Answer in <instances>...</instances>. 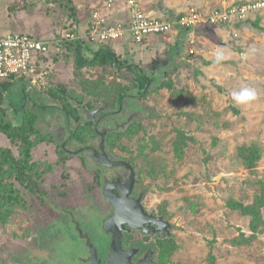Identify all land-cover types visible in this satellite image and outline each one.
I'll return each instance as SVG.
<instances>
[{
    "label": "rangeland",
    "instance_id": "obj_1",
    "mask_svg": "<svg viewBox=\"0 0 264 264\" xmlns=\"http://www.w3.org/2000/svg\"><path fill=\"white\" fill-rule=\"evenodd\" d=\"M70 1L77 19L71 17L68 1L0 0V36L27 33L51 40L74 30L75 23L83 26L85 20H91L89 10L85 19L78 18L82 13L78 5L85 0ZM159 1L179 15L191 8L209 12L264 0ZM85 4L89 8L91 0ZM180 30L184 31L180 35L153 36L140 44H108L123 63L122 69L87 66L78 72L72 50L66 46L69 42L65 43L38 66L36 81L26 82L41 91L42 99L47 97V89L57 87L98 106L103 102L101 92L111 86L131 85L135 75L127 64L155 79L156 67L171 65L164 79L172 83V90L160 88L145 95L140 102V130L135 136L130 134L131 138L124 135L120 139L128 146L126 150L118 147L112 151L138 162L148 208L164 214L173 226L174 250L168 264H264V231L253 242L232 243L239 235L250 237L251 232L249 218L228 206L231 200L252 204L264 188V21L251 18L233 26ZM84 47L85 53L91 48ZM221 49L228 59L215 65L214 54ZM159 81L162 78L155 85ZM18 84L13 81L10 96L21 104L25 91ZM242 88L254 89L257 100L236 104L231 93ZM25 97L31 100L33 95ZM28 105L33 107L32 102ZM47 125L45 116L38 117L37 126L45 131ZM1 147L19 155L18 147L4 134H0ZM55 149L52 143H42L34 149L33 158L55 163ZM248 151L258 155L253 163L243 156ZM81 160L69 159L44 176L41 188L47 192L49 204L41 205L34 194L16 183L29 208L17 210L7 223H0V264H32L27 254L43 245L53 208L65 206L63 197L75 198L85 192L83 177H78ZM158 167L157 173L148 171ZM55 261L56 257L50 264Z\"/></svg>",
    "mask_w": 264,
    "mask_h": 264
},
{
    "label": "flooded vegetation",
    "instance_id": "obj_2",
    "mask_svg": "<svg viewBox=\"0 0 264 264\" xmlns=\"http://www.w3.org/2000/svg\"><path fill=\"white\" fill-rule=\"evenodd\" d=\"M153 78V75L149 76L150 85L148 91L157 86L154 83L156 80ZM17 82H19L18 85H20L22 90L25 91V96L26 94L28 96L33 95L31 101L33 103L32 105H38L36 113L39 119L41 116H45L47 119L48 125L45 131L38 127L44 133L51 134L53 137L54 142L50 143L55 145L57 160L61 159V155H59L61 151L65 157L62 163L64 165L68 163L69 159L76 157L82 158L80 167L78 168L80 170L78 177H83L82 179L85 184V192L81 193L78 197L71 198L61 195L60 198L63 197L67 203L63 207L53 208L54 215L47 219L48 222L46 223L49 226L48 236H45L41 240L43 245L39 246V250H29L27 254L28 261L32 264H50L52 258L55 259L56 257L55 264H105L110 251L112 235L105 231L104 223L112 217L116 209L104 197L103 191L105 185L111 184L113 186L120 185L127 193L128 196L125 198V195L114 188L118 193L119 200L122 199L124 203L127 202V207L133 208L134 204L140 200L145 212L149 216L155 219H162L160 223L162 226L167 227L169 233L164 230L158 231V225L151 223L146 224V227L149 228V233H145L143 229L135 230L130 228L129 225H125L127 231H124L122 236V246L125 250H137V254L132 258L134 264L142 260L149 252H153L155 261L161 264L159 261L160 251L158 250L157 242L166 238H172L173 226L166 225L170 221L164 214L148 208L146 204L148 192L146 188L142 187L143 175L141 174L140 168L130 162L129 159L133 158H127L122 155L116 156L108 145L109 137L113 133H124L129 126L142 119L140 116L142 110L140 102L147 93L143 97L144 92L138 93L137 91H132L126 93L117 106L112 108L107 107L103 103L90 107L86 101L80 104L67 97L72 107L78 109L80 116L79 121L72 125L71 120L68 119L69 116L67 115L64 104L61 101L48 95L42 99L41 91L35 86L26 81ZM25 96L23 100H25L26 104L28 98ZM7 100L10 103L9 118L12 122H15L20 119V114L15 111L19 103L11 96ZM121 106L123 107L120 114L109 117L110 113L115 111V109L119 110ZM103 107L105 109L102 112L93 116L96 121H92L89 116L90 112ZM129 119L131 121L125 124ZM96 125H98L99 133L105 130H111L106 139V153L110 159L129 163L135 172L134 181L131 180V171L126 167L106 168L99 162H94V160L96 161L98 159L99 155L96 151L99 150L102 139L98 135L99 133L95 131ZM116 126H119V128L116 129ZM77 147H79L78 150L87 147L88 150L86 153L90 157L86 158L83 154L74 156L72 152L76 151ZM44 198L46 200L43 202L42 199L36 196V199L41 205L45 203L49 204L47 202L49 201L47 200L48 198L46 196ZM76 198L79 199L72 202ZM31 240H35V238L32 237ZM92 247L96 251L94 257Z\"/></svg>",
    "mask_w": 264,
    "mask_h": 264
},
{
    "label": "trees",
    "instance_id": "obj_3",
    "mask_svg": "<svg viewBox=\"0 0 264 264\" xmlns=\"http://www.w3.org/2000/svg\"><path fill=\"white\" fill-rule=\"evenodd\" d=\"M50 1H68L71 5L70 9L72 10L71 17L77 19L75 10L76 8L72 6L70 0ZM66 46L72 50L75 67L78 72H81L87 66H113L119 69L123 68V63H121L119 57L113 51L111 46L101 45L99 47L90 49L87 53H85V47L83 44H81V42L77 41L68 43ZM127 68L135 75L131 85L111 86L110 90L101 92L99 94L103 98L102 103L109 108L116 107L123 95L126 93H130L132 91H137L138 93L144 92L149 83V76H151V74L141 70L135 65L127 64ZM170 68L171 65L166 67H156L154 69V74L158 76V79H153L157 81L162 78V81H159V83L157 82V86L150 89L146 96L153 90L160 88L172 90V83L164 79V75L169 72ZM13 81L24 82L26 80L20 78L17 80L12 79L10 81L0 82V134L7 136L11 143L17 146L19 149V155L15 156L10 148H0V223H7L17 210L26 211L29 208L28 201L26 200L21 189L16 186V183H18L22 188L26 189L30 193L42 199L44 202L46 200L44 196H46L47 192L41 188V182L46 174L52 173L55 166L63 165L62 163L65 160L62 151L59 154L61 155V159L57 160L55 163H41L34 160V149L42 143L54 142V139L51 134L42 132V130H40L37 126L38 116L35 110V107L37 106L34 104L31 105L33 107L29 108L30 106L28 103L32 102L29 99L26 104L25 101L22 100V103L19 104V106L15 109V111L20 114V119L15 122L10 120L8 108L10 103H8L7 98L10 97V91L13 90ZM66 93V89L64 88L52 87L47 89L48 96L59 100L62 102V104H64L67 115L69 116L68 119L71 120L70 122L73 125V123L79 121L80 119L79 111L77 108L72 107V104L68 102L67 97H70L80 104L84 103L85 101L82 100L80 94L71 93V95H69ZM89 106L94 107L91 106V104H89ZM140 126L141 125H139L138 122H135L129 126L124 133H113L109 137L108 145L112 150L118 147H124V150H126V147L128 146H125V142L120 143V139L123 138L124 135L131 138L130 134H136L140 130ZM140 156H142L141 153ZM243 156L249 158L251 163H253L258 157V155L252 151L244 152ZM129 160L138 166V162L135 159ZM160 169L161 168L159 167L155 169L151 168V170L148 171L157 173ZM142 171L144 172V170ZM228 206L232 211L238 212L240 216L249 218V229L251 232L250 237H246L244 234H242L235 238L232 243L241 246L243 244L257 240V235L264 231V188L262 189L261 194L255 197L252 204L245 205L242 202L231 200L228 203ZM157 245L158 250L160 251V263L168 264V261L170 260L174 250L173 239L166 238L164 240H159Z\"/></svg>",
    "mask_w": 264,
    "mask_h": 264
},
{
    "label": "built area",
    "instance_id": "obj_4",
    "mask_svg": "<svg viewBox=\"0 0 264 264\" xmlns=\"http://www.w3.org/2000/svg\"><path fill=\"white\" fill-rule=\"evenodd\" d=\"M145 1L125 0L130 16L128 23L108 25L103 18L94 13L85 27H74V30L51 40L37 39L27 33L0 36V82L20 78L36 81L38 66L43 64L53 49L60 48L68 42L78 41L83 45L97 46L120 41L140 44L150 37L166 36L180 29L233 26L264 14V1H259L213 9L209 12L191 8L183 14L163 19L150 15L144 7ZM114 2L115 0H109L107 6L112 7Z\"/></svg>",
    "mask_w": 264,
    "mask_h": 264
},
{
    "label": "water",
    "instance_id": "obj_5",
    "mask_svg": "<svg viewBox=\"0 0 264 264\" xmlns=\"http://www.w3.org/2000/svg\"><path fill=\"white\" fill-rule=\"evenodd\" d=\"M150 82L148 83L142 97L147 93L148 88H149ZM124 102V100H123ZM57 103H59L57 101ZM123 106L120 107V109H115L112 113L109 114V117H113L117 114L121 113V109ZM105 108H99L94 110L93 112H90L89 116L92 121H96L93 116H96L99 112H102ZM142 114V113H141ZM143 115V114H142ZM131 120L129 119L125 124H128ZM99 124V123H98ZM124 124V125H125ZM123 125V126H124ZM122 126V127H123ZM119 126H116V129H118ZM96 133H99L98 125L95 127ZM111 132V130H105L102 133H99L98 135L102 138L99 146V150L96 151V153L99 155L98 159L94 162H99L102 166L106 168H114V167H126L131 171V180H135V172L133 167L121 160H113L110 159L108 154L106 153V139L108 134ZM76 146V145H75ZM77 147V150L72 152L74 156L83 154L86 158H89L90 156L88 155L87 147L80 148ZM90 149V148H89ZM118 190L121 194L125 195V198H127V193L120 187V185H111L107 184L104 187V197L115 207V212L112 215V217L107 220L104 223V229L107 233L112 235V242L110 244V251L106 260L105 264H134L132 261V258L134 255L137 254V250H131L127 251L123 248L122 246V236L123 232L127 231L125 228V225H129L130 228L138 230V229H143L145 233H149V228L146 227V224H157L158 225V231L159 230H164L168 232L167 227L162 226L160 223V220L162 219H155L152 216H149L141 204L140 200L134 204L133 208L132 207H127V202H123L124 200H119L118 193L116 190ZM132 188V187H131ZM167 226H171L170 223H166ZM155 232V231H154ZM169 233V232H168ZM92 252H93V257L96 254L95 249L92 247ZM136 264H158L155 261L153 252H149L142 260H140Z\"/></svg>",
    "mask_w": 264,
    "mask_h": 264
},
{
    "label": "crops",
    "instance_id": "obj_6",
    "mask_svg": "<svg viewBox=\"0 0 264 264\" xmlns=\"http://www.w3.org/2000/svg\"><path fill=\"white\" fill-rule=\"evenodd\" d=\"M87 1L88 0H85V3ZM85 3L78 5V9L80 10V12H82L81 14H78L79 19L80 18L85 19L84 15L89 10L93 14L97 13L98 16L103 18L108 25H115L118 23H128L130 20V16H129V13H128V10L126 7L125 0H115L112 7H108L105 3V0H103V1L102 0H91V4H90L89 8L85 7V5H86ZM144 7H145L146 11L155 18H163V19L165 18L166 19V18H172V17L176 16V13H172V9H167V8H170L169 5L164 4V2L160 3L159 0H146ZM255 18H256V20L262 19V21H264V14L261 16H257ZM89 22H90V19L85 20L82 23L83 26H80L79 23H75V27H77V26L81 27V28L85 27ZM173 32L179 33V35H180V33L184 32V31L176 30ZM121 42H123V41H120L119 43H121ZM88 46L91 47L90 49H92V48H96L95 46H97V45H88ZM112 48H114V47H112Z\"/></svg>",
    "mask_w": 264,
    "mask_h": 264
},
{
    "label": "clouds",
    "instance_id": "obj_7",
    "mask_svg": "<svg viewBox=\"0 0 264 264\" xmlns=\"http://www.w3.org/2000/svg\"><path fill=\"white\" fill-rule=\"evenodd\" d=\"M214 64L219 65L221 62L228 59L224 50H218L214 54ZM232 100L238 105H248L257 100V92L251 88H242L239 91H233L231 93Z\"/></svg>",
    "mask_w": 264,
    "mask_h": 264
}]
</instances>
